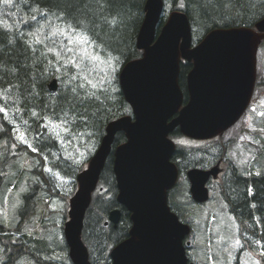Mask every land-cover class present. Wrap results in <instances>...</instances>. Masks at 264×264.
I'll use <instances>...</instances> for the list:
<instances>
[{"label":"trees","instance_id":"16d2710c","mask_svg":"<svg viewBox=\"0 0 264 264\" xmlns=\"http://www.w3.org/2000/svg\"><path fill=\"white\" fill-rule=\"evenodd\" d=\"M145 2L146 0H109L105 7L103 0H13L12 4L5 6L3 0H0V92L8 97L5 99L0 95V107H7V112L11 115L9 119L4 116V112H0V139L6 140L3 146L6 154L4 159H8L10 144L17 142L18 150L33 160V168L27 175L30 177L27 178L28 188L19 208L21 222L16 230H22L23 237L12 233L3 234L6 227L0 222V244L5 250L3 254L6 259H11V264H14L13 259L19 260L26 254L33 255L40 264H61L41 258L30 241L36 242L39 239L35 236L34 229L38 223L45 221L44 210L49 215L53 211L46 197H62L65 200L70 198L71 194L57 188V173L76 184L77 174L84 169L99 146L107 124L122 115L132 114L131 106L121 90L118 75L128 61L142 55V50L137 48L136 37L144 18ZM174 9H182L187 13L193 27L195 44L213 28L253 26L264 17V0H165L157 34L169 12ZM46 13L47 20L42 19ZM57 15L61 19H57ZM33 16L37 20H32ZM111 16H116V24L111 23ZM104 17H108L107 22ZM65 19L68 23L77 19L89 21L96 52L115 59V71L112 70L115 77L110 91L100 90L99 86L93 89L90 85L78 88L77 85L84 83L83 77L77 76L79 69L73 64L60 61L55 52L48 51L49 48L63 50L65 41L58 43L55 38H49L45 29L39 34L42 44L35 43L33 36L29 35L48 22L63 26ZM3 24L10 25V28L5 29ZM4 33L9 34L16 42L9 44ZM263 47L264 41L261 44V48ZM69 55L71 54L66 52L65 56ZM190 68L189 62L181 63L180 83L185 91L186 76ZM54 78L58 80V89L51 91L49 83ZM73 88H77L76 93L71 91ZM86 93L95 95L86 96ZM33 112L36 115H32ZM64 112L70 113L68 126L71 132L63 136L72 139L86 138L91 143L89 154L82 163L76 162L68 154H62L61 139L45 123L46 117L55 120L59 115L63 119ZM73 114L76 116L75 120L71 119ZM11 121H17L18 128L28 130L30 137L33 133V145L19 142L12 133ZM180 135L183 134L178 129L171 133L172 137ZM125 140V133L118 132L113 149ZM55 151L59 154L57 159L53 155ZM172 159L177 163L181 175H185L189 168L199 165L182 147L177 148ZM113 160L112 150L85 215L82 238L89 248L92 264H111L112 247L129 236L132 226L130 212L116 198L118 188ZM220 190L229 212L238 224L243 247L239 253L250 249L261 257V251H264V172L247 175L236 167H231L220 182ZM43 193L47 196L43 197ZM117 207L121 209L119 224L116 227L112 223L106 224L110 211ZM26 224L29 225L23 229ZM31 235L33 238L29 242L24 240ZM42 246L48 247L44 240ZM65 248L67 249L66 244ZM14 249H17V256ZM68 263L73 264L69 258ZM236 264H239V258Z\"/></svg>","mask_w":264,"mask_h":264},{"label":"water","instance_id":"95a60500","mask_svg":"<svg viewBox=\"0 0 264 264\" xmlns=\"http://www.w3.org/2000/svg\"><path fill=\"white\" fill-rule=\"evenodd\" d=\"M164 0H146L136 45L142 56L128 61L119 83L132 114L111 120L86 168L77 175V190L69 200L64 235L74 264H92L82 232L101 174L118 132L126 140L113 151L117 200L130 212L129 236L115 245L111 264H189L185 242L191 226L169 204V190L179 179L173 161L178 129L194 139H209L234 125L248 107L257 78L258 50L264 40V17L252 26L217 27L193 46L190 18L183 10L170 12L159 34ZM192 62L186 91L180 83L181 62ZM58 89V80L49 83ZM219 165L187 171L192 198L209 199L207 182L217 178ZM121 209L108 222L117 226ZM194 264V263H190Z\"/></svg>","mask_w":264,"mask_h":264},{"label":"rangeland","instance_id":"374dc122","mask_svg":"<svg viewBox=\"0 0 264 264\" xmlns=\"http://www.w3.org/2000/svg\"><path fill=\"white\" fill-rule=\"evenodd\" d=\"M60 26L62 27V25ZM44 29L49 38H55L58 43H62V40L65 41L64 44L67 43L68 37L59 35L53 37L47 26ZM89 50L91 51L92 49ZM98 54L103 57L104 62L85 59V64L87 61V66L92 70L89 78L102 81V86H99L98 89L110 91L115 75L108 61L112 59L115 65V59L113 57L106 58L100 52ZM257 67L260 88L256 91L254 102L250 109L245 112L243 117L233 127L208 142H199L184 135L172 137L177 147L185 148L188 156L194 159L200 167L203 164L201 159L208 151H212L213 154L225 152L227 157V161H224L223 164L225 171L220 175L218 181L213 182L210 186L211 197L208 201L197 203L192 199L190 182L186 175H182L178 185L169 192V202L173 211L183 222L191 225L190 237L192 244L187 252L195 264H236L238 258L239 264H256L257 260L260 261V264H264L262 257L260 258L250 249L239 253L242 242L238 224L234 216L228 211L220 190V182L228 174L231 167H236L241 173H246L247 175L249 173L264 172V115H261V113H264V47L259 48ZM4 116L11 119V115L8 112H4ZM45 123L48 126L49 120L47 119ZM11 124L13 125L12 133L18 138L19 142H21L19 134L26 132L28 143L33 145V133L32 137H30L28 130L17 127V121H11ZM48 127L50 128V126ZM1 129L2 122L0 117ZM64 137L60 138L64 140V143H62V154H68L76 162L82 163L89 154L91 143L86 138L79 139L80 137H78V139H72ZM5 143V138L0 139V222L6 227L2 231L3 234L12 233L23 237V231L19 232L16 230L17 225L21 222L19 208L24 199L23 195L28 188L27 178L30 177L27 175L33 168V160L18 150L17 142L10 144L7 152L8 159L5 160L6 154H4L3 150ZM53 155L55 159L59 158L58 151H55ZM56 176L59 181L57 188L71 194V197L77 189V181L75 184L74 181L63 177L59 172ZM42 195L43 197L47 196L44 193ZM46 201L50 203L53 211L49 215L44 210L45 221L42 224L38 223L34 229L35 236L39 239L36 242L30 241L31 245L40 254L41 258L47 261L54 260L61 264H70L68 263L69 254L68 249L65 248L63 235V225L68 219L70 208L69 199L46 197ZM29 224H26L23 229H26ZM31 236L25 237L24 240H31L33 235ZM236 239L240 240L239 246L235 244ZM43 240L48 245L47 248L42 246ZM53 248L55 251H53ZM3 253H5V250L0 244V264L8 263L5 262L7 259ZM21 257L14 264H40L31 254Z\"/></svg>","mask_w":264,"mask_h":264},{"label":"snow or ice","instance_id":"6c2138e0","mask_svg":"<svg viewBox=\"0 0 264 264\" xmlns=\"http://www.w3.org/2000/svg\"><path fill=\"white\" fill-rule=\"evenodd\" d=\"M13 0H3V3L5 6L12 4ZM103 3L105 7L108 6L109 0H103ZM37 11H39L37 9ZM47 13L45 14L42 19L47 20ZM111 15V14H110ZM32 20H37L35 16L31 17ZM57 19H61L59 15H57ZM105 22L108 21V17H104ZM111 23L116 24L117 19L116 16H111ZM37 24H39V21H37ZM53 37L59 35V36H66L68 37V41L66 44H64V49L60 50L57 48H49V52H55L56 57L59 58L60 61L68 64H73L77 69H79V73L77 76H82L84 83H81L77 85L78 88H83L85 85H90L91 88L95 89L98 86H102V81H96L95 79H90L91 75V69L85 64V59L92 60V61H100L104 62L103 57L96 53L95 51V43L93 41L92 35H91V24L86 19H77L73 21L72 23H68V21L65 19L63 21V26L60 25H52L51 22H48L46 25ZM3 27L5 29H9L10 25L3 24ZM45 26H39L37 27L35 32L29 33V35H32L34 38L35 43L42 44L43 40L40 38V33L44 31ZM4 38L7 39L9 44L15 43L16 41L7 33L3 34ZM72 45V46H69ZM89 49H92L91 51ZM70 53L71 55L65 56L64 52ZM109 65L112 67V70L115 71L114 64L112 62V59L109 61ZM73 93H76L77 88L71 89ZM0 95H3L5 99H7V95L3 92H0ZM87 95H95V93H86ZM7 107H0V112H7ZM32 115H36L35 112L32 113ZM261 115H264V113H261ZM70 113L64 112L63 113V119L60 118L58 115L55 120H53L50 117H46V119L49 120V125L52 127L54 134L57 136V138H62L63 134L71 132V128L68 126L70 123L69 120ZM72 120L76 119V116L73 114L71 116ZM27 123V122H25ZM19 131V130H18ZM26 132L19 134V139L27 144L28 140L26 139ZM61 142L64 143V140L61 139ZM70 143V142H69ZM36 151L37 149H33ZM51 171V169H49ZM259 175V172L257 173ZM23 190V189H21ZM251 191V190H250ZM236 245H240V240H235ZM261 257L264 258V252L261 253ZM256 264H260V261L257 260Z\"/></svg>","mask_w":264,"mask_h":264},{"label":"flooded vegetation","instance_id":"af4514ba","mask_svg":"<svg viewBox=\"0 0 264 264\" xmlns=\"http://www.w3.org/2000/svg\"><path fill=\"white\" fill-rule=\"evenodd\" d=\"M189 63L191 64V67H192V62H189ZM259 88H260V85L258 84V79H257V81L255 82V85H254L251 102L249 103V105H248V107L246 108L245 111L249 110L250 107L252 106V103L254 102L256 91ZM214 138H216V137H214ZM214 138L207 139V140H197V141H199V142H208V141H212ZM221 153H223V154H221ZM201 161L203 162V164L201 166L202 168H207L208 169V168H212L215 165H219V168L221 170V174L220 175H222V173L225 171L224 167H223V164H224V161H227V157H226V153L225 152H220L218 154L217 153L213 154L212 151H208V153L206 152V155L201 159ZM213 182H214V180L209 181V183H210L209 186H211V184H213ZM16 245H17V242H16ZM15 251H16L15 255H17V249Z\"/></svg>","mask_w":264,"mask_h":264}]
</instances>
